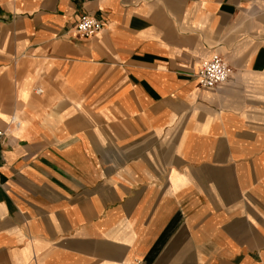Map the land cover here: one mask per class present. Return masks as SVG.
<instances>
[{"label":"crops","instance_id":"obj_1","mask_svg":"<svg viewBox=\"0 0 264 264\" xmlns=\"http://www.w3.org/2000/svg\"><path fill=\"white\" fill-rule=\"evenodd\" d=\"M0 129V264H264V0H0Z\"/></svg>","mask_w":264,"mask_h":264},{"label":"built area","instance_id":"obj_2","mask_svg":"<svg viewBox=\"0 0 264 264\" xmlns=\"http://www.w3.org/2000/svg\"><path fill=\"white\" fill-rule=\"evenodd\" d=\"M87 1V0H77ZM102 28L101 22L90 16H82L75 25V33L81 37H89L98 33ZM231 73V69L228 64L220 57L213 56L211 59L202 63L196 78L198 83L203 88H214L220 84L225 83ZM38 93H41L39 91ZM12 123L15 126H19V122L12 119ZM7 129H0V145L3 138L6 136Z\"/></svg>","mask_w":264,"mask_h":264}]
</instances>
